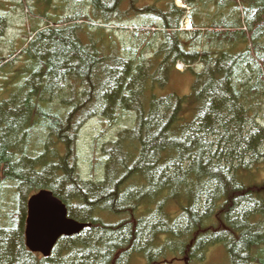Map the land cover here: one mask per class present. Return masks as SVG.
<instances>
[{
	"label": "trees",
	"instance_id": "1",
	"mask_svg": "<svg viewBox=\"0 0 264 264\" xmlns=\"http://www.w3.org/2000/svg\"><path fill=\"white\" fill-rule=\"evenodd\" d=\"M6 3L35 25L0 59V264H207L214 246L228 264L257 262L264 0H182L188 12L175 0H0V37ZM131 28L124 48L116 33ZM178 63L184 94L169 86ZM128 117L83 178L82 127ZM41 191L86 225L47 258L24 237Z\"/></svg>",
	"mask_w": 264,
	"mask_h": 264
},
{
	"label": "rangeland",
	"instance_id": "2",
	"mask_svg": "<svg viewBox=\"0 0 264 264\" xmlns=\"http://www.w3.org/2000/svg\"><path fill=\"white\" fill-rule=\"evenodd\" d=\"M139 2V5L143 7L154 4L155 0H139ZM6 5L8 6V15L3 36L0 37V59L8 57L10 54H16L19 46L29 39V36L33 30L32 28L35 25H32L33 23H31L29 19L26 18L25 13L21 14L19 10L15 11L9 3H6ZM176 5L180 6L181 3L176 0ZM57 6V13H61L62 5L58 3ZM40 25L43 27L42 23ZM185 25L183 26L184 28L186 27ZM28 30H30V32H28ZM132 30L133 29L131 28L129 29V32H124V30H122L119 33H116L122 44V47L125 48L127 46H135L133 37L131 36ZM134 30L140 32L137 28ZM139 36L143 37L142 34ZM10 70L12 69L10 68ZM176 70H178L181 74L184 69L182 68L181 64H178ZM186 78V75L183 73L181 75H177V77L170 78V88L176 90L180 94L186 93L188 91V81ZM121 120V123L111 125L102 119H92L82 127L77 141V164L79 172L83 178L95 179L98 176V171L93 170L92 166L94 161H96V156H98L99 143L108 144L115 141L120 127L125 126L126 123H129V117L122 118ZM261 174V177H263L264 171ZM256 181L259 182V178H257ZM258 223L261 225L263 222L260 221ZM254 257L257 262L255 261L253 264H264V246H262L260 250H255ZM176 264L186 263L181 261L180 263ZM207 264H228V261L225 257L224 247H211L208 250Z\"/></svg>",
	"mask_w": 264,
	"mask_h": 264
},
{
	"label": "water",
	"instance_id": "3",
	"mask_svg": "<svg viewBox=\"0 0 264 264\" xmlns=\"http://www.w3.org/2000/svg\"><path fill=\"white\" fill-rule=\"evenodd\" d=\"M25 245L32 253L49 257L61 237L80 233L86 225L67 218L65 206L50 192L41 191L28 201Z\"/></svg>",
	"mask_w": 264,
	"mask_h": 264
}]
</instances>
